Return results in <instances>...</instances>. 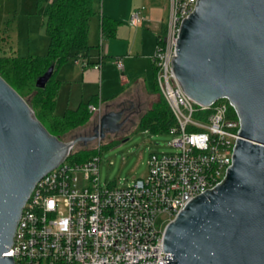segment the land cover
<instances>
[{
    "label": "water",
    "instance_id": "1",
    "mask_svg": "<svg viewBox=\"0 0 264 264\" xmlns=\"http://www.w3.org/2000/svg\"><path fill=\"white\" fill-rule=\"evenodd\" d=\"M173 74L202 106L225 99L240 130L224 179L188 201L164 227V264H264V0H196L183 18ZM49 67L35 81L44 88ZM90 136L50 135L0 77V264L35 184L77 143L119 132L121 112H103Z\"/></svg>",
    "mask_w": 264,
    "mask_h": 264
},
{
    "label": "built area",
    "instance_id": "2",
    "mask_svg": "<svg viewBox=\"0 0 264 264\" xmlns=\"http://www.w3.org/2000/svg\"><path fill=\"white\" fill-rule=\"evenodd\" d=\"M195 5L196 0H168L167 21L151 56L157 88L175 120L169 134L177 151L151 153L146 176L125 189L100 186L99 157L84 163L66 158L35 184L22 209L4 254L14 264L167 263L164 227L155 219L163 215L167 225L189 200L224 179L240 130L227 100L202 106L184 94L173 74L180 25ZM142 10L131 13L130 25L144 21ZM88 110L101 113L92 105Z\"/></svg>",
    "mask_w": 264,
    "mask_h": 264
},
{
    "label": "crops",
    "instance_id": "3",
    "mask_svg": "<svg viewBox=\"0 0 264 264\" xmlns=\"http://www.w3.org/2000/svg\"><path fill=\"white\" fill-rule=\"evenodd\" d=\"M93 8L95 13L89 20L87 38L89 49L78 53L77 60H69L55 73L59 88L54 111L58 106L64 112L74 110L80 103L94 99V104L90 105L100 107L102 113L130 90L140 89L145 95H152L154 91L156 83L151 56L157 36L167 21L168 0H93ZM140 8H143L144 21L137 26L130 25L131 13ZM103 17L115 22L110 37L101 34ZM46 40L48 46L47 36ZM27 42L26 53L21 56L46 54L44 49L36 50L35 41L29 39ZM4 52L18 56L5 34L0 37V54ZM94 65L99 68L94 69ZM149 72L151 86L148 84Z\"/></svg>",
    "mask_w": 264,
    "mask_h": 264
},
{
    "label": "trees",
    "instance_id": "4",
    "mask_svg": "<svg viewBox=\"0 0 264 264\" xmlns=\"http://www.w3.org/2000/svg\"><path fill=\"white\" fill-rule=\"evenodd\" d=\"M94 13L93 0H51L42 13V25L48 39L46 54L28 57L5 52L0 54V77L27 102L47 132L59 139L88 122L91 115L88 106L95 102L94 99H90L88 102L80 103L74 110H66L62 116L54 114L59 88L55 73L69 60H77L78 53L89 49L87 42L89 20ZM114 26L113 20L103 17L102 36H112ZM49 67H53L50 79L44 88H36V79ZM231 113L234 114L232 110ZM174 126L175 120L164 99L159 95L139 118L136 130L169 133ZM93 157L99 156L93 155L91 151H81L69 154L66 161L84 163Z\"/></svg>",
    "mask_w": 264,
    "mask_h": 264
},
{
    "label": "rangeland",
    "instance_id": "5",
    "mask_svg": "<svg viewBox=\"0 0 264 264\" xmlns=\"http://www.w3.org/2000/svg\"><path fill=\"white\" fill-rule=\"evenodd\" d=\"M51 0H0V37L9 36V44L16 50L17 55L26 53L28 40L35 41L36 50L47 51V40L42 25V13ZM29 38V39H28ZM148 84L151 86V73L148 75ZM152 95H145L140 89L128 91L102 112L115 109L124 104L130 109L128 121L123 129L115 134H105L103 139H96L85 146L77 143L70 154L81 151H91L98 154L99 183L103 188L125 189L136 178L147 174L146 161L151 153H175L176 148L170 146L174 136L169 133H151L136 130L139 118L150 108L160 94L154 86ZM64 109L56 107L55 115H62ZM98 114L91 113L90 119L81 127L75 128L61 140L70 141L78 136L92 135V129L98 123ZM165 217L155 219L157 226L165 227Z\"/></svg>",
    "mask_w": 264,
    "mask_h": 264
},
{
    "label": "flooded vegetation",
    "instance_id": "6",
    "mask_svg": "<svg viewBox=\"0 0 264 264\" xmlns=\"http://www.w3.org/2000/svg\"><path fill=\"white\" fill-rule=\"evenodd\" d=\"M107 112H121L120 121L125 119L124 124L121 126V129L119 130V131H121L123 129V126L125 125V123L128 121L127 115L130 114V109L129 108L128 109L125 108L124 104H119V105L116 106L115 109L108 110Z\"/></svg>",
    "mask_w": 264,
    "mask_h": 264
}]
</instances>
